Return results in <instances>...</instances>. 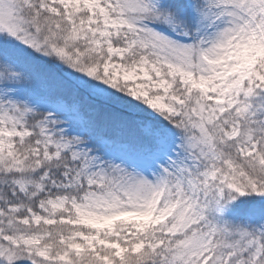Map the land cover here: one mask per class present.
Masks as SVG:
<instances>
[{"label":"snow or ice","instance_id":"1","mask_svg":"<svg viewBox=\"0 0 264 264\" xmlns=\"http://www.w3.org/2000/svg\"><path fill=\"white\" fill-rule=\"evenodd\" d=\"M0 264H264V0H0Z\"/></svg>","mask_w":264,"mask_h":264}]
</instances>
